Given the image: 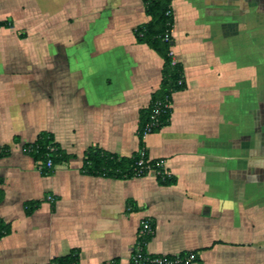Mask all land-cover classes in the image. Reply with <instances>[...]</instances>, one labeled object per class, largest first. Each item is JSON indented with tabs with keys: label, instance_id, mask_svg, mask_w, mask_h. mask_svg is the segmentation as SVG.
I'll list each match as a JSON object with an SVG mask.
<instances>
[{
	"label": "crops",
	"instance_id": "obj_1",
	"mask_svg": "<svg viewBox=\"0 0 264 264\" xmlns=\"http://www.w3.org/2000/svg\"><path fill=\"white\" fill-rule=\"evenodd\" d=\"M170 2L185 87L171 94L169 122L143 138L175 179L164 185L152 172L81 171L89 146L139 149V113L163 66L135 39L149 19L143 0H0V264L70 253L131 264L143 218L150 254L264 264V0ZM41 131L70 155L48 175L22 149Z\"/></svg>",
	"mask_w": 264,
	"mask_h": 264
},
{
	"label": "trees",
	"instance_id": "obj_2",
	"mask_svg": "<svg viewBox=\"0 0 264 264\" xmlns=\"http://www.w3.org/2000/svg\"><path fill=\"white\" fill-rule=\"evenodd\" d=\"M170 0H143L144 12L149 17L148 21L138 25L134 29L135 39L139 43H145L163 59V66L161 69V81L159 88L151 95V100L146 108L141 109L139 113V126L137 128V137L139 140V149L129 156H121L115 153L103 150L97 146H89L83 154V165L81 171L90 175H99L112 178L130 179L134 175L144 176L146 170L139 171L137 162L143 158L146 159L147 153L143 157L140 155V150L144 149L143 131L145 125L149 121L153 107L156 102L160 101V113L158 114V125L151 129V132L159 130L162 126L169 122L171 107L164 108L163 104L171 102V94L179 91L185 87L183 78V66L180 62H173L170 55V47L172 46L171 29L173 26V16L170 6ZM1 24V23H0ZM52 141L55 150L51 154V161L53 165L62 161H66L70 155L65 154L59 149L58 145L54 142L51 133L41 131L36 136L35 140L30 143L22 145L23 152L30 155L42 175L50 174L52 169L41 167L47 160L48 142ZM9 148H0V157L8 155ZM151 167L154 162L150 161ZM159 184H172L175 180L174 177L156 175ZM38 206L37 202L28 201L25 203L26 213H32ZM128 209H132L131 203H128ZM7 226L0 223V236L7 234L9 231ZM50 262L56 264H77V255L70 253L68 255L52 258Z\"/></svg>",
	"mask_w": 264,
	"mask_h": 264
},
{
	"label": "built area",
	"instance_id": "obj_3",
	"mask_svg": "<svg viewBox=\"0 0 264 264\" xmlns=\"http://www.w3.org/2000/svg\"><path fill=\"white\" fill-rule=\"evenodd\" d=\"M170 55L171 51H170ZM173 62L175 60L172 58ZM160 106L161 102L158 101L155 103L152 113L149 117V121L145 125L144 131H143V138L145 135L149 134L151 132V129L158 125V114L160 113ZM164 108H169L170 103L165 102L163 104ZM55 150V147L53 145L52 141L48 142V154H47V160L42 166H44L47 169L53 168V163L51 161V154ZM146 149L140 150L141 157L144 156ZM150 161L154 162V166L151 167ZM137 166L139 167V171L142 169H145L148 174L149 172L154 173V175H162L169 177L170 175L164 171L163 169V162L161 160H154L147 157L146 159L141 158L137 162ZM145 174V175H146ZM144 175V176H145ZM135 177H141V175H134L132 178ZM48 199H51L50 196H48ZM153 233V227H152V221L150 218H143L141 219L139 223V227L137 230V240L134 243L131 254H130V263L131 264H190L194 261L195 255L193 253H187V254H176V255H168V254H150L145 250V242L146 239ZM50 264H56L55 262H50ZM67 264H75V263H67Z\"/></svg>",
	"mask_w": 264,
	"mask_h": 264
},
{
	"label": "rangeland",
	"instance_id": "obj_4",
	"mask_svg": "<svg viewBox=\"0 0 264 264\" xmlns=\"http://www.w3.org/2000/svg\"><path fill=\"white\" fill-rule=\"evenodd\" d=\"M263 14H264V10L263 11H261Z\"/></svg>",
	"mask_w": 264,
	"mask_h": 264
}]
</instances>
